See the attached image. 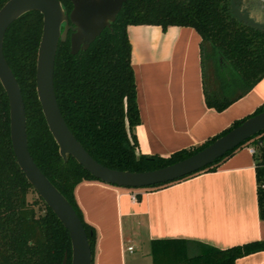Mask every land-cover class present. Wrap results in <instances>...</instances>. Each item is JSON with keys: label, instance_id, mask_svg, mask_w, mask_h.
Returning a JSON list of instances; mask_svg holds the SVG:
<instances>
[{"label": "trees", "instance_id": "trees-1", "mask_svg": "<svg viewBox=\"0 0 264 264\" xmlns=\"http://www.w3.org/2000/svg\"><path fill=\"white\" fill-rule=\"evenodd\" d=\"M6 0H0V6ZM66 11L70 0H60ZM233 0H124L110 26H106L85 49L70 51L69 38L59 40L53 65V85L60 111L68 127L84 148L99 162L114 168L144 170L163 166L202 148L242 119H235L201 144L177 149L164 156L137 152L133 126L140 121L136 84L130 59L127 24L153 23L165 29L170 24L194 27L201 37L202 88L207 106L222 110L244 95L264 76V27L243 20L233 10ZM42 13L31 9L6 28L3 53L20 86L25 105L28 150L43 173L70 201L85 228L93 254L97 231L88 222L75 196L83 180H100L72 155L63 159L48 128L36 92L35 73ZM213 74L206 75L205 58ZM218 57L229 64L221 71ZM261 130L227 150L199 170L171 181L145 186L157 187L199 171L215 170L238 147L255 140ZM257 179L259 215L264 219V144L253 152ZM102 181V180H101ZM26 178L14 155L9 133V106L0 82V264H61L70 236L67 228ZM189 240H151L152 264H234L247 253L264 249V239H254L220 248L199 243L189 253Z\"/></svg>", "mask_w": 264, "mask_h": 264}, {"label": "crops", "instance_id": "crops-1", "mask_svg": "<svg viewBox=\"0 0 264 264\" xmlns=\"http://www.w3.org/2000/svg\"><path fill=\"white\" fill-rule=\"evenodd\" d=\"M249 3L246 13L259 22L264 0ZM127 34L140 114L132 129L137 152L166 156L201 144L264 102L263 76L224 109L206 105L201 37L192 26L170 24L163 29L159 24L130 23ZM132 190L138 192L136 200L130 197ZM75 196L97 231L92 264H152L155 238L189 240V253L196 252L199 243L224 248L264 239L255 158L247 143L215 170L140 190L83 180ZM234 264H264V249L239 256Z\"/></svg>", "mask_w": 264, "mask_h": 264}, {"label": "water", "instance_id": "water-1", "mask_svg": "<svg viewBox=\"0 0 264 264\" xmlns=\"http://www.w3.org/2000/svg\"><path fill=\"white\" fill-rule=\"evenodd\" d=\"M66 11L60 0H6L0 6V82L9 106V133L16 161L26 178L53 210L70 236V264H92L91 246L80 217L70 201L33 160L27 143L25 105L19 83L3 53V37L8 25L24 12L42 13V31L37 49L36 92L46 123L63 159L72 155L100 180L119 186H148L174 180L199 170L227 150L264 129V109L250 114L237 125L197 151L163 166L130 170L97 161L68 127L57 103L53 85V65L57 43L69 33L70 51L85 49L106 26H110L124 0H70ZM61 264H67L65 251Z\"/></svg>", "mask_w": 264, "mask_h": 264}, {"label": "rangeland", "instance_id": "rangeland-1", "mask_svg": "<svg viewBox=\"0 0 264 264\" xmlns=\"http://www.w3.org/2000/svg\"><path fill=\"white\" fill-rule=\"evenodd\" d=\"M233 1H234V4L232 5L233 6V10H234V12L237 15L239 14L243 18V20L255 22L256 24L264 27V17L263 18L262 17L257 18L259 20V22H257L256 17H250V16H248V13H246V10L247 9H250L249 8L250 7V5H249L250 4L249 3L250 0H233ZM241 5L243 7H241ZM218 61H219V65H220L221 71L223 73H226L227 74L230 71L228 62L226 60H224L223 58H221V57H218ZM212 64H211L210 58H208V56H207L205 58V64H204V70H205V73H206L207 76H209L210 74L212 76V74H213ZM262 133H264V131ZM121 187H123V188L137 189V190H140L142 188H146L145 186H139V187L121 186ZM36 196H37L36 191L29 190V192L27 194L28 199L31 200V199H33ZM124 224H125V230H126V225H127L126 224V221H125Z\"/></svg>", "mask_w": 264, "mask_h": 264}, {"label": "built area", "instance_id": "built-area-1", "mask_svg": "<svg viewBox=\"0 0 264 264\" xmlns=\"http://www.w3.org/2000/svg\"><path fill=\"white\" fill-rule=\"evenodd\" d=\"M256 144H257V145H259V144H260V145H261V144H264V133L258 134V135L255 137V140L250 141L249 143H247V147H248V149H249L250 152L253 153V152L256 150ZM137 194H138L137 191L132 190V191L130 192V197H131V199L136 200V199H137ZM131 248H132V246L129 245V246H128V249H131Z\"/></svg>", "mask_w": 264, "mask_h": 264}, {"label": "flooded vegetation", "instance_id": "flooded-vegetation-1", "mask_svg": "<svg viewBox=\"0 0 264 264\" xmlns=\"http://www.w3.org/2000/svg\"><path fill=\"white\" fill-rule=\"evenodd\" d=\"M71 29L68 30V35H67V38H69V33H70Z\"/></svg>", "mask_w": 264, "mask_h": 264}]
</instances>
